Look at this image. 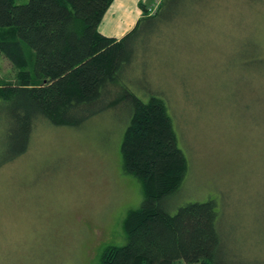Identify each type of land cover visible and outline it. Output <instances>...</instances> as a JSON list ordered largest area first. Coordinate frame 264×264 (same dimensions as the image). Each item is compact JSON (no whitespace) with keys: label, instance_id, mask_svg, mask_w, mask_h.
I'll return each mask as SVG.
<instances>
[{"label":"rangeland","instance_id":"1","mask_svg":"<svg viewBox=\"0 0 264 264\" xmlns=\"http://www.w3.org/2000/svg\"><path fill=\"white\" fill-rule=\"evenodd\" d=\"M144 3L109 10L106 24L129 20L115 31L126 35ZM168 4L153 30L142 23L130 42L135 57L112 96L127 88L145 101L165 99L188 159L170 211L216 198L229 264H264V0ZM15 78L3 56L0 81ZM2 114L0 264H99L107 246L124 245V219L144 198L122 168L127 102L77 128L39 121L27 151L10 161Z\"/></svg>","mask_w":264,"mask_h":264},{"label":"trees","instance_id":"2","mask_svg":"<svg viewBox=\"0 0 264 264\" xmlns=\"http://www.w3.org/2000/svg\"><path fill=\"white\" fill-rule=\"evenodd\" d=\"M114 1L0 0V60L7 57L16 69L14 80L0 81L9 161L27 151L39 121L77 128L125 101L122 168L141 182L144 198L124 219L127 242L107 246L99 264H229L216 198L169 209L186 178L188 159L165 99L153 94L145 101L127 88L112 96L134 60L130 42L142 23L153 30L169 0L152 15L143 5L145 12L121 38L100 30Z\"/></svg>","mask_w":264,"mask_h":264},{"label":"crops","instance_id":"3","mask_svg":"<svg viewBox=\"0 0 264 264\" xmlns=\"http://www.w3.org/2000/svg\"><path fill=\"white\" fill-rule=\"evenodd\" d=\"M143 0H115L114 3L112 4V6L109 8V10H140L138 8L139 2H142ZM148 3H144L143 5L146 7H150L154 0H147ZM108 10V11H109ZM107 11V12H108ZM136 16H137V20L140 19V17L142 16L141 12L136 11ZM108 13H106L105 18L100 26V30L102 33L108 35V36H114V37H118L121 38L124 35H119L120 33H116L115 31L118 32V30L122 29L123 27L125 28V30H127L129 28V26H131L130 21L129 20H125V23H123L120 19H116L113 17V19L109 20V23L106 24V17H107ZM135 24V23H134ZM114 33L112 35H109L111 33ZM182 262H179V264H181Z\"/></svg>","mask_w":264,"mask_h":264},{"label":"built area","instance_id":"4","mask_svg":"<svg viewBox=\"0 0 264 264\" xmlns=\"http://www.w3.org/2000/svg\"><path fill=\"white\" fill-rule=\"evenodd\" d=\"M160 3H161V0H158V1H157V4L155 3L156 5H155V4L151 5V6L148 8L149 13H150V14H154V13L156 12V10L158 9L157 7H159Z\"/></svg>","mask_w":264,"mask_h":264}]
</instances>
